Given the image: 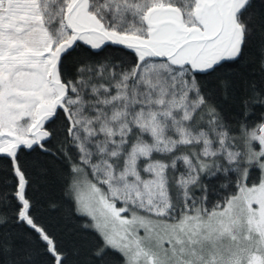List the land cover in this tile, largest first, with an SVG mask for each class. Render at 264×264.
<instances>
[{
  "label": "snow or ice",
  "instance_id": "obj_1",
  "mask_svg": "<svg viewBox=\"0 0 264 264\" xmlns=\"http://www.w3.org/2000/svg\"><path fill=\"white\" fill-rule=\"evenodd\" d=\"M0 264H264V0H0Z\"/></svg>",
  "mask_w": 264,
  "mask_h": 264
},
{
  "label": "trees",
  "instance_id": "obj_2",
  "mask_svg": "<svg viewBox=\"0 0 264 264\" xmlns=\"http://www.w3.org/2000/svg\"><path fill=\"white\" fill-rule=\"evenodd\" d=\"M35 195L39 201L40 211L54 227L63 231L67 247L72 249L82 245L84 241L78 231L77 222L67 219L68 206L64 205L55 211L49 209L50 201L61 199L59 185L54 174L41 181Z\"/></svg>",
  "mask_w": 264,
  "mask_h": 264
}]
</instances>
